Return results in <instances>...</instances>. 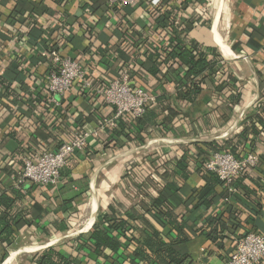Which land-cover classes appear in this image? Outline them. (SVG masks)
<instances>
[{
	"label": "crops",
	"instance_id": "0c3cea01",
	"mask_svg": "<svg viewBox=\"0 0 264 264\" xmlns=\"http://www.w3.org/2000/svg\"><path fill=\"white\" fill-rule=\"evenodd\" d=\"M208 2L160 0L158 8L142 0L117 9L108 7V0H0V199L14 198V214H19L13 233L0 234V264L13 253L20 254L11 264H36L35 255L27 256L37 249L32 246L36 232L35 241L44 243L41 250L57 249L75 264H162L136 259L135 243L124 244L118 254L107 250L105 259L80 241L110 206H119L141 241L143 220L154 221L149 211L160 195L173 202L180 220L185 216L189 240L174 244L188 255L185 264H225L248 233L264 236V134L250 135L248 142L238 138L243 121L264 105V0H223L216 22ZM159 19L164 23L158 25ZM177 42L215 49L220 56L213 79L192 102L183 98V74H168L172 62L163 55L155 76L140 68L148 53H162V46ZM52 51L79 62L95 88L86 90L77 82L69 93L51 95ZM124 71L133 86L160 96L140 125L129 123V139H115L106 130L68 160L58 185L22 183L19 172L30 153L51 151L77 131L93 132L101 119L113 115L97 91ZM206 142L229 151L238 144L239 152L253 142L251 154L258 157L257 169L235 193L216 188L219 198L210 208L199 205L206 182L190 161L196 158L194 144ZM133 160L139 165L126 167ZM181 161L188 165L187 177L179 174ZM93 197L96 215L85 231ZM80 213L85 216L78 224ZM154 226L160 241L176 243V231L159 220ZM71 227V235L78 233L68 237ZM57 239L62 241L53 243Z\"/></svg>",
	"mask_w": 264,
	"mask_h": 264
},
{
	"label": "trees",
	"instance_id": "16d2710c",
	"mask_svg": "<svg viewBox=\"0 0 264 264\" xmlns=\"http://www.w3.org/2000/svg\"><path fill=\"white\" fill-rule=\"evenodd\" d=\"M108 7L109 5L106 4ZM160 5V3H159ZM158 8L160 6H157ZM111 8V7H110ZM120 8V7H114ZM158 25L164 23L163 19L158 20ZM167 47L162 46V53H159V50L151 51L148 53V60L146 63H142L140 68L144 72H148L150 75L155 76L158 73L157 62L160 60V57L163 55L165 61H171L172 64L169 67L168 74L170 71L176 76H181L183 74L182 79L184 80L182 85L185 88V93L183 94V98L192 102L195 97L201 93L204 86L207 84L208 80H212L213 76L216 74L218 59L220 56L217 54L215 49H207L205 51L201 50L197 45L187 47L182 42L170 43ZM149 62L151 66L148 67ZM263 87V83L261 84ZM146 88V87H144ZM152 95H154L157 99L156 105L160 101V96L157 93L151 91V89L146 88ZM155 106V105H154ZM154 106L148 108V115L150 109ZM263 108H257L251 116L245 119L242 123V131L238 135L239 140H245L248 142V137L250 135L259 136L260 134H264V105ZM145 116V117H146ZM144 117V118H145ZM142 119H132L130 117H126L119 121L111 130L113 137L122 138L125 137L129 139L128 131L129 123L136 122L137 125H140L144 120ZM107 133L104 132V135ZM100 136L99 138H102ZM239 143V142H238ZM250 143V149L247 150L248 146L243 145V150L239 152V145H233L232 150H223L217 142H206V143H196L194 144L195 156L196 158L193 161V158L190 159L191 162L194 163L195 173L201 175L206 182V189L203 191L204 194L199 200L200 206H206L210 208L212 204H214L219 196L217 194L216 188L218 186H224L223 181L212 172L207 171L206 169V161L209 156L218 152H231L238 159H245L255 150V144ZM111 145V143H109ZM108 144V146H109ZM226 144H232L227 142ZM256 156V155H255ZM179 174L180 176L187 177V167L184 161H181L178 164ZM135 167L136 166H132ZM257 166L255 169H257ZM250 170H254V168L247 169L240 177H238L233 187L236 188L242 180L248 176V172ZM135 177L138 178L137 175ZM16 200L10 197H3L0 199V207L2 212H0V234L1 236L6 235L9 237L13 233V226H17L18 221L17 218L19 214L15 216L14 214V203ZM255 204H258V208H261V204L258 200L253 201ZM3 205V206H2ZM119 206H110L108 211L102 215H99L96 223L93 226V229L89 232L88 235L81 236L80 241L84 246L90 248L92 252H94L98 257H104L108 259L106 255V251L110 250L111 252L118 254L120 251L124 249V244L134 245V249L132 250V254L136 259H139L141 262H152V260H158L162 264H185L189 257L188 255H184L181 252H178L174 248V244H183L187 243L189 240L185 235V221L182 216L181 220L178 215L175 214L174 204L171 200L165 198L163 195H160L157 199L151 204V212L153 220L144 219V223L146 227L144 228L145 238L140 241V238L135 237L133 235L135 228L131 225V223L119 214ZM155 218V219H154ZM156 220H159L163 226H168L172 228L178 234V239L176 243H163L160 241V231L157 230L154 226ZM218 220H214L212 224L215 226L218 224ZM29 225H32L29 222ZM91 228V227H90ZM88 228L86 231H88ZM151 228L154 230L151 233ZM131 232V236H128V233ZM214 235L213 233L210 235ZM213 239V238H212ZM215 240V239H213ZM2 242H6V239H3ZM126 248V247H125ZM129 248V247H128ZM7 255H3V260ZM36 264H75L74 261L67 255L63 254L61 251H58L54 248H48L45 251L35 255L34 257Z\"/></svg>",
	"mask_w": 264,
	"mask_h": 264
},
{
	"label": "built area",
	"instance_id": "2783aa9c",
	"mask_svg": "<svg viewBox=\"0 0 264 264\" xmlns=\"http://www.w3.org/2000/svg\"><path fill=\"white\" fill-rule=\"evenodd\" d=\"M142 0H108V5L114 7H134ZM160 0H152L158 6ZM53 61L49 74L47 90L51 95L69 93L77 82L83 88L91 90L94 83L88 77L82 65L71 58H63L57 51L49 53ZM97 94L114 109L112 116L99 121L93 132H75L73 138L51 151L30 153L23 160L19 179L22 183L35 185L56 186L60 183L68 160L77 152H83L91 138H99L106 130L113 127L122 119H142L148 108L156 105L157 99L146 88L133 86L130 83L128 71H124L120 79L101 88ZM258 157L249 155L245 159L236 158L231 152H218L208 157L206 169L215 173L224 183L229 194L236 192L233 184L247 169L257 166ZM264 262V236L248 233L237 245L235 252L225 264H261Z\"/></svg>",
	"mask_w": 264,
	"mask_h": 264
},
{
	"label": "bare ground",
	"instance_id": "6f19581e",
	"mask_svg": "<svg viewBox=\"0 0 264 264\" xmlns=\"http://www.w3.org/2000/svg\"><path fill=\"white\" fill-rule=\"evenodd\" d=\"M216 3H217V5H216V8H215V22H216V20H217V17H218V15H219V12H220V9H221V5H222V3H223V0H217L216 1ZM222 13V12H221ZM221 15V14H220ZM214 28H216V27H214ZM216 30H217V28H216ZM215 30V31H216ZM222 47V46H221ZM96 192V191H95ZM94 192V193H95ZM93 196H94V194H93ZM96 197V196H95ZM95 198L93 197L92 198V200H91V202H90V212H89V215H88V221H87V223H86V225L83 227V229L86 231L88 228H90L91 226H92V224H93V222H94V218H95V215H96V208H95ZM97 207V206H96ZM78 232H76V234H77ZM80 233V232H79ZM75 233L74 234H69V236L68 237H72V236H74V235H76ZM67 237V238H68ZM66 238V237H65ZM58 241H62V239L61 240H55L53 243H56V242H58ZM18 254H20V253H13L12 255H11V257L6 261V264H11L14 260H15V258L18 256Z\"/></svg>",
	"mask_w": 264,
	"mask_h": 264
},
{
	"label": "rangeland",
	"instance_id": "374dc122",
	"mask_svg": "<svg viewBox=\"0 0 264 264\" xmlns=\"http://www.w3.org/2000/svg\"><path fill=\"white\" fill-rule=\"evenodd\" d=\"M216 1L217 0H209V2H208V5H209V9H210V12H211V18L214 16V12H215V8H216V5H217V3H216ZM227 3V2H226ZM225 7H226V5H225ZM129 164V167L132 165V166H137V165H139L138 164V162H137V160L136 161H129V162H127V164H126V167H127V165ZM81 215H78V217H77V221H78V224L80 223V221L82 220V218H83V216H85L84 215V213L82 214V213H80ZM76 220V219H75ZM73 232H75L74 231V229L71 227V229H69V231L67 232V233H73ZM35 236L36 237H34V239H33V241L35 242V243H37V245H32L33 247H35V248H37V249H35V250H32V251H30V252H28L27 253V256L28 255H37V254H39V253H41V251L43 252V250H41L40 249V247L41 246H44V243H38L37 241H35V240H37V239H39V238H37L38 236H39V233H35ZM40 239H42V238H40ZM44 239V238H43ZM42 239V240H43ZM73 240L74 238H70V240ZM45 240V239H44ZM32 241V242H33ZM31 246V247H32ZM10 258V257H9ZM6 264V263H5Z\"/></svg>",
	"mask_w": 264,
	"mask_h": 264
}]
</instances>
